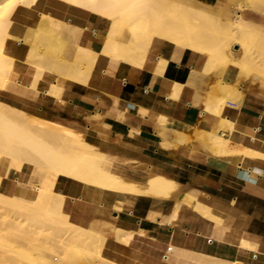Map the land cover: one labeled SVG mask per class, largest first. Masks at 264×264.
I'll use <instances>...</instances> for the list:
<instances>
[{
  "label": "crops",
  "instance_id": "obj_1",
  "mask_svg": "<svg viewBox=\"0 0 264 264\" xmlns=\"http://www.w3.org/2000/svg\"><path fill=\"white\" fill-rule=\"evenodd\" d=\"M260 10L246 11L243 16L264 25V7ZM39 11L63 22V33L71 41L64 42L62 56L67 60L74 59L80 37V31L70 27L84 31L91 49L97 50L101 44V22L49 3L35 5L30 17L37 20ZM26 18L20 13L14 20L21 30L13 35L16 39L34 25ZM28 49L25 43L16 44L14 38L7 40L6 52L19 63L26 59ZM158 57L167 62L160 74L154 72ZM203 61L199 54L153 38L142 66L125 67L119 60L99 56L93 70L96 77L86 84L68 81L71 87L60 96L43 92L56 79L49 74L38 81L39 94L22 85L0 91V99L8 105L46 108L47 118L79 132L99 153L103 151L107 169L116 167L126 182H135L132 184L138 190H145L147 180L155 175L175 181V191L166 198L102 190L84 200V185L75 187L71 181L58 188L70 198L72 220L90 225L107 238H113L118 229L129 236L128 247L117 246L113 239L107 243L121 264H134L135 250L157 259L168 258L174 264H264V88L245 82L241 84L244 94L239 107L228 103L221 115H209L204 102L220 94L218 81L235 85L237 76L228 66L222 77L215 76L217 71L223 73L217 69L189 84L191 72L201 74ZM11 78L17 80L19 76L12 74ZM175 83L183 88L180 97L173 100L169 93ZM159 118L172 121L174 129L162 130ZM173 130L184 135L187 143L174 144ZM205 132H217L232 151L225 156L215 154L206 144ZM11 186L12 181H5L1 191L6 193Z\"/></svg>",
  "mask_w": 264,
  "mask_h": 264
},
{
  "label": "bare ground",
  "instance_id": "obj_2",
  "mask_svg": "<svg viewBox=\"0 0 264 264\" xmlns=\"http://www.w3.org/2000/svg\"><path fill=\"white\" fill-rule=\"evenodd\" d=\"M9 3L10 0H0V91L22 85L39 94L37 83L49 74L56 79L43 92L51 97L60 96L71 87L68 81L86 84L96 77L93 70L99 56L119 60L125 67L142 66L153 38L203 56L202 72L200 75L191 72L189 84L232 62V68L246 78V83L259 80L264 85V25L243 16L249 10L260 13L264 0H229L227 5L217 4L215 0H11V7L5 10L4 6ZM39 3L77 10L90 21L102 22L105 31L98 49L88 47L83 30L70 27L72 31H80V37L74 59H63L59 38L63 22L41 11L36 14L37 20L32 19L30 11ZM20 13L34 22L28 28L32 36L23 63L6 52L7 40L16 39L13 35L20 30L14 21ZM233 45L240 54L237 60L230 59L228 54ZM165 66L167 62L158 57L154 72L162 73ZM226 73L225 68L219 77ZM12 74H17L19 79L13 80ZM218 85L220 94L204 102V111L209 115H221L228 103L241 105L244 94L241 86L237 88L221 80ZM182 88L181 83H175L169 97L178 99ZM25 107L33 114L0 99V210L5 206L22 210L17 216H9L8 223L0 213V233H21L16 240L0 234V258L13 264H121L107 243L113 239L117 246L128 247L129 236L118 229L113 238H107L90 225L72 220L70 198L58 188H64L71 181L75 187L84 185V200L102 190L166 198L174 190L175 181L155 175L147 180V188L140 191L132 184L135 182H126L116 167L107 169L103 151L99 153L79 132L47 118L46 108ZM172 123L165 118L158 119L164 131H172ZM173 133L174 144L187 143L184 135L175 130ZM206 133V144L215 149V154L226 155L231 150L228 141L217 132ZM5 181H12L6 193L1 191ZM19 217L23 218L18 220ZM132 260L134 264H174L168 258L157 259L136 250Z\"/></svg>",
  "mask_w": 264,
  "mask_h": 264
},
{
  "label": "rangeland",
  "instance_id": "obj_3",
  "mask_svg": "<svg viewBox=\"0 0 264 264\" xmlns=\"http://www.w3.org/2000/svg\"><path fill=\"white\" fill-rule=\"evenodd\" d=\"M216 3H217V1H216ZM218 3H220V2H218ZM102 23V22H101ZM98 31L100 32V33H104V25H103V23H102V25L98 28ZM19 32H21V30H19ZM31 36H32V32L30 31V30H26L25 32H24V34H23V37H21V38H19V39H15V41H17L18 43H16V44H19L20 42H22V43H25L28 47H29V42L31 41ZM59 38H60V40H61V53H63V51L65 50V45H64V42H65V40L66 39H68V42H71L70 41V38H69V36H67L65 33H63V29L61 28L60 29V35H59ZM7 44V43H6ZM233 49H234V45L230 48V50L228 51V54H229V56H230V59H234V60H237L238 58H239V56H240V54H239V52H235V51H233ZM235 50V49H234ZM63 57V59H65L66 61H69V60H67L64 56H62ZM233 63L232 62H227V63H225V64H223L222 66H220L218 69H220V70H224L225 68L227 69L228 68V66H231V67H233ZM236 72V71H235ZM215 74V76H219L220 75V71H217L216 73H214ZM236 76H237V82H236V84H235V86L237 87V88H239L240 86H241V84H243V83H245L246 82V78L242 75V74H239L238 72H236ZM242 82V83H241ZM251 83H257L261 88H264V85L261 83V81H259V80H253ZM240 90H241V88H240ZM242 91V90H241ZM218 96V95H217ZM217 96H214V98L215 97H217ZM89 143V142H88ZM28 169L27 168H25V171H27ZM6 208L5 209H1L0 210V213L5 217V220H6V222L8 223V221H9V216H17V214H18V212H21L22 213V210H15L14 208H12V207H8V206H5ZM23 217H19L18 218V220H21ZM100 224H102V223H100ZM83 225H88V224H83ZM3 237H4V235L3 234H5V236L7 237V239H14V240H16V239H18L17 238V236L20 238L21 237V233L20 232H15V233H9V232H1L0 233ZM23 235V234H22ZM6 237H4V238H6ZM36 238H39V236H36ZM34 243V242H33ZM0 264H13V262H11V263H8V262H6V261H4V259H2V258H0Z\"/></svg>",
  "mask_w": 264,
  "mask_h": 264
},
{
  "label": "clouds",
  "instance_id": "obj_4",
  "mask_svg": "<svg viewBox=\"0 0 264 264\" xmlns=\"http://www.w3.org/2000/svg\"><path fill=\"white\" fill-rule=\"evenodd\" d=\"M9 7H11V5H9V4H6V5L4 6L5 10H7Z\"/></svg>",
  "mask_w": 264,
  "mask_h": 264
},
{
  "label": "water",
  "instance_id": "obj_5",
  "mask_svg": "<svg viewBox=\"0 0 264 264\" xmlns=\"http://www.w3.org/2000/svg\"><path fill=\"white\" fill-rule=\"evenodd\" d=\"M237 48H238L237 46L234 47V49H237Z\"/></svg>",
  "mask_w": 264,
  "mask_h": 264
},
{
  "label": "snow or ice",
  "instance_id": "obj_6",
  "mask_svg": "<svg viewBox=\"0 0 264 264\" xmlns=\"http://www.w3.org/2000/svg\"><path fill=\"white\" fill-rule=\"evenodd\" d=\"M9 5H11V0H10V3H9Z\"/></svg>",
  "mask_w": 264,
  "mask_h": 264
}]
</instances>
